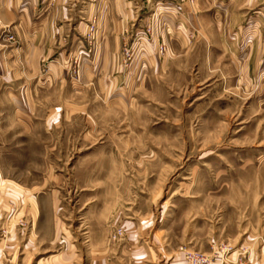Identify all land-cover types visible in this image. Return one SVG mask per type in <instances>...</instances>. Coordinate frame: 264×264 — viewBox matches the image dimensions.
I'll use <instances>...</instances> for the list:
<instances>
[{
	"label": "rangeland",
	"instance_id": "rangeland-1",
	"mask_svg": "<svg viewBox=\"0 0 264 264\" xmlns=\"http://www.w3.org/2000/svg\"><path fill=\"white\" fill-rule=\"evenodd\" d=\"M253 1L0 0V264H264Z\"/></svg>",
	"mask_w": 264,
	"mask_h": 264
},
{
	"label": "crops",
	"instance_id": "crops-1",
	"mask_svg": "<svg viewBox=\"0 0 264 264\" xmlns=\"http://www.w3.org/2000/svg\"><path fill=\"white\" fill-rule=\"evenodd\" d=\"M253 2L254 6H260V8L242 26L241 43L249 46L250 56L252 55L251 51L254 50L253 56L257 57L261 49V38L258 36L259 28L264 25V0H254Z\"/></svg>",
	"mask_w": 264,
	"mask_h": 264
},
{
	"label": "built area",
	"instance_id": "built-area-1",
	"mask_svg": "<svg viewBox=\"0 0 264 264\" xmlns=\"http://www.w3.org/2000/svg\"><path fill=\"white\" fill-rule=\"evenodd\" d=\"M187 259L192 264H210L209 259L205 254H189Z\"/></svg>",
	"mask_w": 264,
	"mask_h": 264
}]
</instances>
